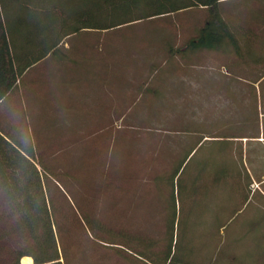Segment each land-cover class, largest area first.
Returning a JSON list of instances; mask_svg holds the SVG:
<instances>
[{
  "label": "trees",
  "instance_id": "trees-1",
  "mask_svg": "<svg viewBox=\"0 0 264 264\" xmlns=\"http://www.w3.org/2000/svg\"><path fill=\"white\" fill-rule=\"evenodd\" d=\"M226 1L0 0V264H21L24 256H31L34 264H216V254L223 249L225 264H238L249 256L251 260L258 255L264 258V253L253 248L245 256L244 241L251 239H244L250 234L229 233L233 217H200L204 223L200 234L192 232V218L198 217H178L183 198L189 202L195 195L211 200L217 192L219 204L233 206L234 213L254 195L248 188L252 181L244 172V159L228 154L227 142L207 140L225 146L219 151L220 162L211 166L199 160L195 169H189L203 141L199 128L192 131L198 135L193 146L186 148L183 141L165 167L153 163L133 171L129 162L120 165L121 161L108 162L107 157L102 162L95 151L88 154L92 160L85 162L83 173H78L73 162L66 164L61 159L67 151L65 157L80 156L79 143L96 136L89 129L82 130L91 124L73 119L75 108L66 110L67 118L63 117L59 79L75 69H86L79 64L75 38L84 41L82 49L101 71L113 57L104 51L93 55V40L100 48L103 39L83 38L85 32L204 9L205 19L193 35L180 47L167 44L169 59L180 56L186 60L194 50H217L224 38L235 37L222 13ZM261 14L264 18V10ZM174 26L180 28L179 23ZM68 41L69 50L65 47ZM150 66L154 75L155 60ZM31 71L39 89L44 84L53 86L49 93H35L36 107L25 104L24 85ZM49 105L54 107L48 109ZM50 117L59 119L62 134L48 135ZM114 148L113 143L111 151ZM87 150L83 148L81 156ZM227 190L232 191L228 196ZM134 204L141 210L131 211ZM240 246L244 247L242 255Z\"/></svg>",
  "mask_w": 264,
  "mask_h": 264
},
{
  "label": "rangeland",
  "instance_id": "rangeland-1",
  "mask_svg": "<svg viewBox=\"0 0 264 264\" xmlns=\"http://www.w3.org/2000/svg\"><path fill=\"white\" fill-rule=\"evenodd\" d=\"M221 6L222 10L230 11L229 15L233 16V21L241 24L237 33L244 42L254 37L255 31H252V28L257 27L260 22H264L261 14L264 10V0H229L222 3ZM203 10L194 9L181 12L178 15L145 20L114 30L89 31L81 35L90 40L103 39L99 45L100 48L93 40L92 50H90L93 55L97 52L101 54V51H104L113 57L110 66L109 63L107 67L104 64L103 70L100 72L109 73V87L114 90V104L113 109H107L106 105L100 101H98V105L95 104L96 100L86 101L87 99L82 98L81 102L76 105L77 114H75L74 109L71 116L76 121L82 119L85 123L91 124L87 125L88 127L78 126L77 130H80L81 127L84 131L89 129L91 130L90 134L95 133L96 136L84 139L82 143H79L78 153L80 156L65 157L67 151L63 153L62 161L65 160L66 164L73 162L75 167L77 166L78 173H83L82 168L87 166L85 162L92 160V156L88 154L92 155L97 151L102 162L106 157L108 162L121 161L120 165H128L129 162L131 170L138 171L137 167L143 170L153 163L154 166L165 167L179 153V148L185 142L187 143L186 148L190 145L193 146L195 143H193V138L197 139L198 135L193 134L192 131L199 127L191 123L193 120L195 122L204 117L205 112L201 110L192 111L188 108L187 73L188 70H204L201 66L204 57L199 58L196 55V60H198L196 62L199 64L196 67L191 65L190 58L193 60V56L189 54L186 60L180 56L169 59L167 44L180 47L186 38L193 35L195 28L201 25L205 19L206 13ZM177 23L180 24V28H175L174 25ZM79 39L81 38H75L76 41ZM76 44L77 46L74 48H83L78 46L79 43ZM152 60H155L158 65L154 75L149 71ZM204 64L213 69L219 68L215 59L208 58ZM93 65L98 66L97 63L91 62L88 69ZM139 73V77H134ZM90 81L92 80L89 79L82 85ZM80 82L82 81L80 80ZM63 109V117L67 118V111L72 108L68 106L64 108L63 106ZM208 117L210 116L208 115ZM58 121V118L50 117L48 119L46 130L49 136L53 137L63 133V129L57 124ZM55 122L56 124H54ZM189 124L193 126H189ZM183 141L185 142L183 143ZM113 143L115 148L114 151H111ZM85 147H88L90 150L87 151L91 152L84 151V155L81 156V150L83 151ZM220 148L224 150L225 146L222 143L203 140L197 147L198 152L191 160L189 169H195L199 160L202 163L206 162L207 164L208 162V165L216 166L220 162L218 159L219 151L221 152ZM182 150L185 152L188 149ZM260 164H264V161ZM195 188L197 187L195 186ZM205 189L206 186H203L202 191ZM253 189L254 195L250 196V199L242 205L241 209L234 213H232L233 206L224 207V205L219 204L217 192L211 200L201 198V196L199 200L198 196L195 195L196 199L189 202L184 201L183 198L181 205L178 204V217H185V219L198 217L197 219L192 218L195 220V228L192 231L195 234L203 232L204 223L200 217H216V220L217 217H233L229 222L231 223L229 233H232L233 236H236L235 234L240 233V231L250 234L244 239L248 240L249 237L251 239L248 242L244 241L245 246L248 247L246 248L247 252H244L245 256L251 255L249 250L252 248L253 251L262 254L264 253V236H261L264 233V186L254 183ZM230 193L232 191H226L227 196ZM96 206H100V204H96ZM132 207L130 209L133 212L140 211L142 208L139 204L137 206L134 204ZM133 216H138V214L135 213ZM160 216L158 214L155 217ZM255 223L258 224L253 225ZM252 225L253 229H251ZM250 241L251 243H249ZM244 247L238 248L239 255L243 254ZM208 252L209 248L206 250V254ZM216 255L219 258L216 264H225L224 249L221 254L219 252ZM249 257L238 264H264V258L259 255L253 260Z\"/></svg>",
  "mask_w": 264,
  "mask_h": 264
},
{
  "label": "crops",
  "instance_id": "crops-1",
  "mask_svg": "<svg viewBox=\"0 0 264 264\" xmlns=\"http://www.w3.org/2000/svg\"><path fill=\"white\" fill-rule=\"evenodd\" d=\"M222 13L235 31V37L224 38L217 50L203 49L189 53L193 56V60L190 58L193 67L199 65L196 55L199 58L204 57L203 64L201 63L204 70H188V108L205 112L204 117L191 123L199 127L198 132L202 133L203 140L227 142V152L244 159V172L252 181L248 188H251L253 193L254 183L264 186V164H260L264 161V22H260L257 27H251L252 31H255L254 37L244 42L236 32L240 30L241 24L233 21V16L229 15L230 11L223 9ZM73 42L74 45L80 42V47L84 45V41ZM70 46L69 41L65 43L68 50ZM75 51L80 66L86 65V69H75L72 74L69 72L59 79L61 84L58 92L61 94L60 101L63 102L61 107L65 108L67 104H71L70 108L76 109V105L84 97L86 101L96 100L95 104L98 105L100 101L107 109H113L114 90L109 87V73H101L96 65L88 69L91 62L97 63L96 60H93L89 53L85 54L84 49ZM208 58L215 59L219 68L206 66L207 62L204 63ZM34 73L31 71L28 74L24 85L28 94L25 104L29 103L31 107L39 104V100L34 98L35 93H49L50 87H53L44 84L43 88L39 89L40 86L35 84ZM89 79L92 81L82 85ZM14 106H18L15 101ZM51 107L54 105H49L48 109ZM256 224L258 223L253 225Z\"/></svg>",
  "mask_w": 264,
  "mask_h": 264
},
{
  "label": "bare ground",
  "instance_id": "bare-ground-1",
  "mask_svg": "<svg viewBox=\"0 0 264 264\" xmlns=\"http://www.w3.org/2000/svg\"><path fill=\"white\" fill-rule=\"evenodd\" d=\"M22 264H34L31 256H25L21 259Z\"/></svg>",
  "mask_w": 264,
  "mask_h": 264
},
{
  "label": "water",
  "instance_id": "water-1",
  "mask_svg": "<svg viewBox=\"0 0 264 264\" xmlns=\"http://www.w3.org/2000/svg\"><path fill=\"white\" fill-rule=\"evenodd\" d=\"M22 264V263H21Z\"/></svg>",
  "mask_w": 264,
  "mask_h": 264
}]
</instances>
